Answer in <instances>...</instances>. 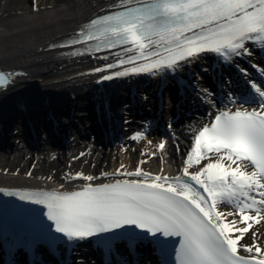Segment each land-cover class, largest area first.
<instances>
[{
  "label": "snow or ice",
  "instance_id": "obj_1",
  "mask_svg": "<svg viewBox=\"0 0 264 264\" xmlns=\"http://www.w3.org/2000/svg\"><path fill=\"white\" fill-rule=\"evenodd\" d=\"M119 6L124 10L91 20L66 45L96 41L71 55L122 49L116 53L117 64L94 71L132 66L103 75L102 80L176 72L206 52L232 63L238 56L251 54L246 46L249 41L264 50V0H121ZM239 71L247 77L245 70ZM259 71L264 77V68ZM12 75L0 72V88L11 82ZM246 82L249 95L226 97L229 104L236 105L235 110L225 105L194 134L181 175L152 176L137 168L105 173L133 179L95 186L87 183L79 190L0 192L44 206L51 224L41 221L39 227L68 242L97 238L109 250L117 242L129 247L148 242L165 250L170 238H179V247L173 248L175 264H264V252L256 245L254 232L253 244L239 243L252 227L248 222L255 220L248 213H264V86ZM163 147L161 143L159 148ZM205 160L206 164L189 173ZM248 167L252 170H242ZM76 178L94 179L79 174ZM221 203L237 209L246 226L237 227L235 219L229 222L217 210ZM57 239L52 236L48 242ZM241 250L248 255L239 254Z\"/></svg>",
  "mask_w": 264,
  "mask_h": 264
},
{
  "label": "bare ground",
  "instance_id": "obj_2",
  "mask_svg": "<svg viewBox=\"0 0 264 264\" xmlns=\"http://www.w3.org/2000/svg\"><path fill=\"white\" fill-rule=\"evenodd\" d=\"M4 1L8 4L11 0ZM120 4L121 0H33L32 5L24 2L21 6L26 13L0 18V72L13 74L11 82L6 81V86L0 88V145H6L5 142L10 135L9 126L17 121L22 124L24 136L29 145H33V141L42 137L41 132H43V134L47 133L51 145L71 146L72 141L66 140L65 135L74 126L83 133L82 138L91 134L89 131L91 130L96 143L103 146L116 144L118 136L123 135L118 118L119 104H128L126 106L132 111L133 116H142L144 112H140L139 104L140 100H144L141 98L142 92L148 89L151 97L149 103L147 101L148 105L145 104V106L152 108L154 118L151 122L147 120L145 126L148 129L146 132L150 130L153 135H145L141 142L140 150L143 162L140 159V163L134 164L132 157L128 159L127 153L120 152L119 156L112 160V167L108 173L135 171L137 168L141 170L143 168L146 170L158 168L159 174L162 175L166 173L165 168L162 167L161 162L158 166L152 160L154 153L159 155L162 153L163 149H160L159 145L163 143L164 147H167L170 138L166 139L161 135L167 131L168 127L162 120L164 117L163 89H160V84L165 86L164 90L168 96L172 92L174 93L177 87L180 90L183 88L185 91L188 89L185 97L179 98L175 109L178 124H185L192 129L191 140L186 141L184 146V160L192 146L194 134L202 126L210 123L219 109L227 105L233 111L235 110L236 105H231L226 100L228 95L224 93L226 89L241 96L237 99L249 95V84L246 81L256 80L255 72L251 70L250 66V60L254 57L252 55L251 58L249 55L238 56L232 63H225L214 53H210L211 56H208L209 53H203L190 64H184L176 72H159L155 75L139 73L102 80L103 75L122 71L124 67L132 66L124 65L107 71H94L97 68H104L109 63L117 64L119 57L116 53L120 48H101L98 51L85 52L82 55H71L74 51L83 52L85 48L96 41L66 45L91 20L124 10L119 6ZM5 10L7 11V8ZM246 46H252L253 49L255 46L260 47L259 43L251 41L246 42ZM258 56L259 60L264 61V52H260ZM246 66L249 70L247 77L239 71V69L245 70ZM202 69L209 76V73H214L217 70L221 72V75L215 76L216 78L212 77L211 81L208 79L204 81L218 89V94H213L220 105H218L217 111L212 110L211 105H206V101L201 96H199V101V98H195L196 94L193 90L196 89L195 92L201 95V89H197L195 86L194 89L192 84L185 85L189 81L188 77L192 76L194 72L201 73ZM223 69L226 72L223 73ZM225 74H227V79L221 81L223 85L220 83L219 86L217 82L220 81V76ZM209 76L205 75L207 78ZM258 82L264 86V81L258 80ZM201 104L203 105L202 111H207L206 120L204 122L191 120L186 124V119H189V116L185 115L184 117V114H196L195 109L200 106V110ZM251 107H256V105H251ZM81 108L88 109V114L78 115L77 111ZM122 110L124 109L122 108ZM86 116L90 117L91 125L86 124ZM101 121L103 125L100 123ZM78 122L83 123L86 128L85 132ZM90 149H92L91 145L86 146L85 152ZM113 150L116 151L114 148ZM54 153L55 151L49 149L44 152V155L50 157ZM19 154L17 151L14 157ZM207 162L206 160L202 161L201 165L190 168L189 173L197 171ZM224 163L228 164L229 162L225 160ZM184 166L185 162L180 164V169H183ZM232 167H236V165L233 164ZM242 170L251 171L252 169L248 167L247 169L242 168ZM77 175L73 172L64 175L47 171L42 174L35 173L31 177L28 174L20 175L10 171L0 172V189L8 191H72L79 190L87 183L95 186L116 179H133V177L120 175H105L88 182L82 178L73 179ZM185 180L191 182L188 177H185ZM217 210L223 212L229 222L236 216L240 218L238 210L226 204H219ZM46 211L42 205L21 201L18 197L0 192V264H70V262L73 264H138L139 257L142 261L146 260L147 264H162L160 253L154 254L155 246L148 242L138 243L133 247H129L125 242H117L109 250L103 244L98 243L97 238L68 242L54 231L45 234L37 226L41 221L45 225L51 224L44 215ZM229 212H232L233 215L227 216ZM248 214L253 215L255 220L248 222L252 227L248 233L244 234L243 241L239 242L244 245H247L244 238L250 237L253 232L257 233L256 236H262L264 239V213H261L260 216H256L254 212ZM235 220L237 221L236 226L241 227L243 223L240 222V219L239 221ZM233 235H239V233H233ZM52 236L58 237L55 243L48 242V238ZM256 239L258 240L257 237ZM146 243L148 244L146 245ZM251 244L253 243H249V245ZM106 254L109 257V262L104 259ZM239 254L248 255L242 250Z\"/></svg>",
  "mask_w": 264,
  "mask_h": 264
},
{
  "label": "rangeland",
  "instance_id": "obj_3",
  "mask_svg": "<svg viewBox=\"0 0 264 264\" xmlns=\"http://www.w3.org/2000/svg\"><path fill=\"white\" fill-rule=\"evenodd\" d=\"M27 2L32 5L33 0L25 1V0H11L8 4L4 0H0V18L3 16H12V15H19L22 13H26L22 10L21 6ZM6 3V4H5ZM7 8V11L5 10ZM32 10V8H31ZM34 10V9H33ZM250 51L249 57L253 60V58L258 57V53H255L256 50L252 48V46L248 47ZM252 55V56H251ZM200 83V82H199ZM159 87V85H158ZM200 89L202 90L201 94L204 100L206 101V105H211L212 110H218V103L215 97L212 95V89L209 88V85L204 83V81L199 84ZM203 90H208L204 92ZM212 91V92H211ZM232 94L228 91V95ZM143 95V96H142ZM142 98L145 99V104L148 105L150 95L145 91L142 92ZM227 95V96H228ZM148 101V103H147ZM144 103H141V108L143 111L148 112L149 107L147 109L144 107ZM118 107L119 113L121 114V132L123 131L122 136H118L116 144H107L103 146L100 143H96L94 140V135L91 130V134L85 135L82 138L83 133L79 132L76 129V126L70 129V132L66 133V140L72 141V145L68 147H60L51 145L47 133L43 134L41 132L42 137L38 138V140L33 141L34 144H28L27 139L25 138L24 128L20 122H14L12 125L9 126V133L8 140L5 146L0 145V172H12V173H19L20 175H32L35 173L42 174L46 173L47 171L50 173L58 172L61 174H70V173H77L82 174L83 176H93L94 178L105 176V173H108L112 167V160L115 157L119 156V153L122 152L123 154L127 153V158L129 159L132 157V162L134 164L140 163L142 161V151L140 150L141 142H143L145 135H153L151 131L146 128V121H152L154 118V112L149 116H133L129 108H127L126 103L119 104ZM174 102H171V99L168 95L165 96V103H163V122L166 127H168L167 131L162 133V137H172L169 138L167 143V147H164L162 153L155 154L152 157V160L159 166V162H161L162 167L165 168L166 173L162 174V176L168 177H175L177 175H181L182 168L180 169V164L184 163V153L185 149L184 146L187 143L186 141L191 140V128L186 126L185 124H175L173 122V116L171 115L172 107ZM255 104H253L254 106ZM122 108L124 110H122ZM203 109V105H202ZM196 110V114L191 115L189 119H186L187 122L191 120L204 122L207 117V111ZM88 109L81 108L78 110V115L88 114ZM156 112V110H155ZM85 118L86 124H90L91 120L90 117L86 116ZM144 118V119H143ZM81 125L83 132L86 130L83 123L78 122ZM83 125V126H82ZM91 125V124H90ZM89 125V126H90ZM140 133V137L137 139H133V137ZM92 136V137H91ZM65 139V138H64ZM92 146L90 151L85 152L86 146ZM121 147V148H120ZM116 149L115 150H113ZM50 149L55 151L53 155L46 156L44 152ZM20 154L17 157H14L16 152ZM131 151V152H130ZM118 160V158H117ZM251 168V167H250ZM142 170L145 173H148L152 176L160 175L158 172V168H152L151 170H146L143 168ZM143 171V172H144ZM60 179H62L60 177ZM238 221L240 218L236 216ZM246 226L244 223L241 227ZM257 234V233H256ZM258 238V240L256 239ZM256 245L260 246L262 252H264V239L262 236H256ZM243 241V240H242ZM244 241L247 245L249 243H253V233L250 237L244 238Z\"/></svg>",
  "mask_w": 264,
  "mask_h": 264
}]
</instances>
